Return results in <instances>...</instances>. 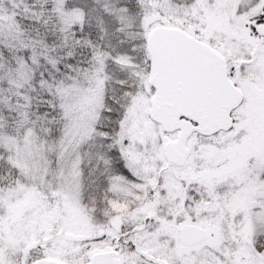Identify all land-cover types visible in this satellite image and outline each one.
Here are the masks:
<instances>
[{"label":"snow or ice","instance_id":"6c2138e0","mask_svg":"<svg viewBox=\"0 0 264 264\" xmlns=\"http://www.w3.org/2000/svg\"><path fill=\"white\" fill-rule=\"evenodd\" d=\"M0 264H264V0H0Z\"/></svg>","mask_w":264,"mask_h":264}]
</instances>
